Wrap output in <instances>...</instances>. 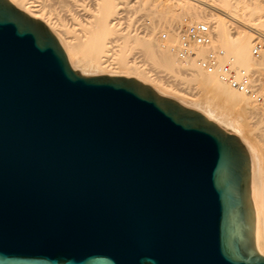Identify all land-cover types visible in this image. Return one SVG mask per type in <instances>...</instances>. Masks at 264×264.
I'll list each match as a JSON object with an SVG mask.
<instances>
[{"label":"water","instance_id":"95a60500","mask_svg":"<svg viewBox=\"0 0 264 264\" xmlns=\"http://www.w3.org/2000/svg\"><path fill=\"white\" fill-rule=\"evenodd\" d=\"M0 264H264L250 156L0 0Z\"/></svg>","mask_w":264,"mask_h":264},{"label":"bare ground","instance_id":"6f19581e","mask_svg":"<svg viewBox=\"0 0 264 264\" xmlns=\"http://www.w3.org/2000/svg\"><path fill=\"white\" fill-rule=\"evenodd\" d=\"M6 1L41 23L56 39L70 68L81 76L133 79L160 96H172L241 138L251 159L256 244L264 258V115L217 75L205 73L194 62L180 63L178 38L170 32L181 16L189 18L191 26L209 25L211 43L198 50L200 58L209 51H221L220 64L228 62L235 70L263 76L264 51L261 61L252 58L250 36L264 35V15L259 17L249 0ZM129 8L137 10L124 13ZM62 12L72 29L64 24ZM139 14L153 21L135 25L133 19ZM224 118L239 121L245 139Z\"/></svg>","mask_w":264,"mask_h":264},{"label":"built area","instance_id":"2783aa9c","mask_svg":"<svg viewBox=\"0 0 264 264\" xmlns=\"http://www.w3.org/2000/svg\"><path fill=\"white\" fill-rule=\"evenodd\" d=\"M170 32L178 38L177 60L180 63L194 62L205 73L217 75L221 82L247 98L264 115V75L258 77L253 72L235 70L228 62L220 64L219 60L223 57L221 51H209L203 58L198 56V50L208 47L211 43L212 33L209 25L191 26L188 18H182L171 25ZM165 39L164 34L162 40ZM250 47L252 58L255 61H261L264 51V35L253 33Z\"/></svg>","mask_w":264,"mask_h":264},{"label":"rangeland","instance_id":"374dc122","mask_svg":"<svg viewBox=\"0 0 264 264\" xmlns=\"http://www.w3.org/2000/svg\"><path fill=\"white\" fill-rule=\"evenodd\" d=\"M143 1H146V0H143ZM249 4L252 5V6H254V8L256 10H259V17H261V16L264 15V0H249ZM136 10L137 9H135V8H129V9H126V12H124V13L131 14V13H134ZM60 14L63 15L62 18L64 20V24L69 29H72L73 25L68 20L69 18L66 17V15L63 12L60 13ZM143 15L144 14H139V16H137L135 19H133V23L135 25H137V24H141V23H145L146 24V23H148V21H151V22L153 21V19H148L147 17H145ZM182 18H186V16H181L180 19H182ZM125 21H126V19L123 20V22H125ZM175 21H177V20H174L173 22H175ZM224 120H227L229 122L230 126L232 127V129L236 130V132L238 133V135L241 136V137H243L245 139V136L242 133L241 128L239 127V124H238L239 121H232L229 118H227V119L224 118Z\"/></svg>","mask_w":264,"mask_h":264}]
</instances>
